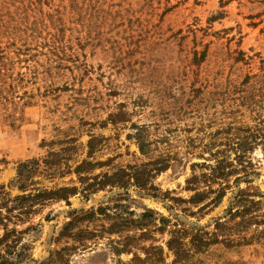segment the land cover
<instances>
[{
    "label": "rangeland",
    "instance_id": "obj_1",
    "mask_svg": "<svg viewBox=\"0 0 264 264\" xmlns=\"http://www.w3.org/2000/svg\"><path fill=\"white\" fill-rule=\"evenodd\" d=\"M157 162L147 187L96 179ZM240 190L264 199V0H0V264H264L255 225L191 244Z\"/></svg>",
    "mask_w": 264,
    "mask_h": 264
},
{
    "label": "trees",
    "instance_id": "obj_2",
    "mask_svg": "<svg viewBox=\"0 0 264 264\" xmlns=\"http://www.w3.org/2000/svg\"><path fill=\"white\" fill-rule=\"evenodd\" d=\"M241 144V143H240ZM242 145V144H241ZM227 160L221 159L218 161L217 165H211V172L209 173H203V177L206 179L211 180H221L226 179L233 173V170H227V163L225 162ZM81 164L78 169L77 173L79 174L80 178H84L85 174V166L88 165L87 163ZM151 163H147L144 166L141 167H134L133 171H128L126 169H122L118 172H116L113 175L105 174L102 178L96 176V179L98 180V184L104 185L106 182L115 184L117 182H129L130 180L134 181V184L140 186V187H147L152 178L157 174V172L164 171L168 168V163H162L157 162L155 164L154 168H149L148 165ZM200 178V175H194L193 178L190 180V183H196L198 182ZM89 187L93 186V184H89ZM192 190L195 191L194 195L191 197L190 201L199 205L203 203L208 198H211V202L218 203L222 197L226 193V186L220 185L219 188L214 189L213 187H209L208 189H202L199 190L198 187H194ZM79 191L78 186H64L58 189L54 190H44L37 193V199L39 200H48V199H54V200H68L71 196L76 195ZM212 194H216L214 197ZM234 203L237 206L236 208H232L231 218L227 222L218 221L216 224V231L213 234L215 238L205 241L202 235L195 234L193 236L192 243L195 240H198V244L196 245V250L201 251L204 250L206 247H209L211 244L218 243L219 239V231H222L224 229H233V228H240L242 231L244 228H249L253 225H255V229L259 231L260 233H264V228L261 229L260 226L264 225V199H256L252 197V194H250V191L246 190H240L234 197ZM96 211H87L83 216H77L76 219H81L85 217H93L95 215ZM74 221V220H73ZM70 222L67 227H71L74 222ZM124 221V220H122ZM128 221V220H126ZM233 222V225L230 223ZM121 225L119 223H113L111 224V227L109 229L111 230H117L120 231V228L116 229V226ZM85 232V231H84ZM83 232V233H84ZM64 235H74L73 233H64ZM77 235V234H75ZM229 236L228 234H226ZM9 237V233L7 234L6 238ZM126 243L124 247H116L117 252H124V251H131V249L127 248V241L130 238V236H127ZM229 237H226L225 239H228ZM185 241V239L172 237L168 241V248L170 250H173L174 252H180L184 253L183 250H187L190 245ZM195 246V245H194ZM157 253L161 254L163 253V248L161 246L156 247ZM178 251H177V250ZM60 254L61 252H57ZM179 258H181V255H179ZM183 260V259H182ZM181 260V261H182ZM53 261V259H50V264ZM66 264H69V258L65 259ZM55 264H59L56 262Z\"/></svg>",
    "mask_w": 264,
    "mask_h": 264
}]
</instances>
